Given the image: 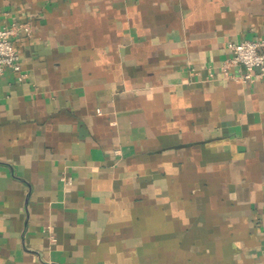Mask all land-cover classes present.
Returning <instances> with one entry per match:
<instances>
[{"label": "crops", "instance_id": "crops-1", "mask_svg": "<svg viewBox=\"0 0 264 264\" xmlns=\"http://www.w3.org/2000/svg\"><path fill=\"white\" fill-rule=\"evenodd\" d=\"M13 22L0 264H264V77L221 70L264 0H0Z\"/></svg>", "mask_w": 264, "mask_h": 264}, {"label": "built area", "instance_id": "built-area-1", "mask_svg": "<svg viewBox=\"0 0 264 264\" xmlns=\"http://www.w3.org/2000/svg\"><path fill=\"white\" fill-rule=\"evenodd\" d=\"M20 33L31 36V24L13 22L0 29V78L7 68L12 69L18 82L28 78V73L23 70L20 54L14 45V39ZM229 48L232 55L221 64V70L228 78L247 83L253 79L256 71L259 77H264V39L230 43ZM231 68H236L238 73L235 75L230 73ZM210 77H214V73H210ZM97 112L101 114L100 109ZM61 179L65 183H71L70 178L63 176ZM50 237L55 241L53 235Z\"/></svg>", "mask_w": 264, "mask_h": 264}]
</instances>
